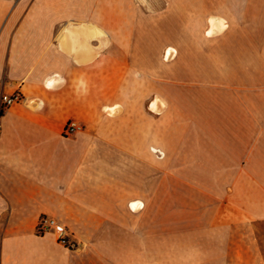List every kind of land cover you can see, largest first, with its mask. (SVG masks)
Here are the masks:
<instances>
[{"label": "crops", "instance_id": "crops-1", "mask_svg": "<svg viewBox=\"0 0 264 264\" xmlns=\"http://www.w3.org/2000/svg\"><path fill=\"white\" fill-rule=\"evenodd\" d=\"M212 19L226 27L209 35ZM160 53L188 54L199 70L188 110L182 92L159 91L160 80L184 83L160 79L158 65L148 78L137 61ZM0 88L23 98L1 117L0 264H73V251L35 233L39 217L82 230L125 215L144 188L143 161L128 152L152 147L164 156L188 142L202 196L218 161L223 205L264 213V0H0ZM159 98L164 107L144 112ZM70 121L82 130L65 135ZM146 174L152 182V162Z\"/></svg>", "mask_w": 264, "mask_h": 264}, {"label": "rangeland", "instance_id": "rangeland-1", "mask_svg": "<svg viewBox=\"0 0 264 264\" xmlns=\"http://www.w3.org/2000/svg\"><path fill=\"white\" fill-rule=\"evenodd\" d=\"M167 40L158 38L159 44ZM169 40L188 45V39L183 41L175 37ZM136 57L148 78L150 66L155 70L158 65L160 79L169 76L184 83L168 86L165 80H160L159 91L168 88L172 94L182 92L186 95L184 103L188 110V75L199 78V70L188 69V54L175 55L169 62L162 53ZM142 81V88H149L145 77ZM157 105L156 109H161L165 102L159 98ZM143 106L144 112L153 109L149 101ZM120 110L114 107L110 113L116 115ZM182 146H188V142L179 143L164 156L156 147L133 151L135 156H129L128 152L126 161H143V197L128 199V203L142 202L138 211L127 205L125 215L111 214L110 221L96 223L98 228L95 229L74 230L61 222L69 231L66 239L75 245L72 248L62 244L58 234L49 233L60 246L77 255L73 264H264L254 256L264 255V213L251 215L248 205L243 203L238 207L223 205L222 199L217 198L216 187H220L217 177L221 167L218 161H208L209 180L202 182L207 187L202 196L201 182L190 180L192 176L188 181V161L183 160V153H188V149L184 151ZM256 161H264V151H256ZM151 162L152 182L146 181L150 178L146 173L151 169ZM195 164L200 165L201 161ZM3 232L0 229V240ZM35 233L39 235L36 227ZM254 243L260 245L254 246ZM259 249L263 251H257Z\"/></svg>", "mask_w": 264, "mask_h": 264}, {"label": "built area", "instance_id": "built-area-1", "mask_svg": "<svg viewBox=\"0 0 264 264\" xmlns=\"http://www.w3.org/2000/svg\"><path fill=\"white\" fill-rule=\"evenodd\" d=\"M22 94L19 91L13 93L4 92L0 88V130H1V117L3 114L14 104L22 101ZM82 126L74 121L68 122L64 127V134L71 135L82 130ZM36 231L39 235H45L53 231L55 234H58L61 237L60 242L64 245L69 244L72 248L75 245L70 244V241L67 240L69 236V231L67 227L61 223V221L50 215H41L36 224Z\"/></svg>", "mask_w": 264, "mask_h": 264}, {"label": "bare ground", "instance_id": "bare-ground-1", "mask_svg": "<svg viewBox=\"0 0 264 264\" xmlns=\"http://www.w3.org/2000/svg\"><path fill=\"white\" fill-rule=\"evenodd\" d=\"M216 18V17H215ZM210 28H209V30L207 31V34H209V35H211L214 31H216L217 30V28L218 29H224L225 27H226V25L224 24V22L223 21H220V20H218V19H212L211 21H210ZM220 32V31H219ZM170 50V49H169ZM168 50V51H169ZM171 56V53H167L166 55H165V57L166 58H169ZM152 106H153V108L154 107H156L157 106V103L156 102H154L153 104H151ZM113 108V107H112ZM151 108V107H150ZM108 110V109H107ZM116 110V109H115ZM110 111V110H109ZM108 112V111H107ZM115 113V112H114ZM111 115V114H110ZM129 207L131 208V209H138V208H140V207H142V203L141 202H139V201H132V202H130L129 203Z\"/></svg>", "mask_w": 264, "mask_h": 264}]
</instances>
